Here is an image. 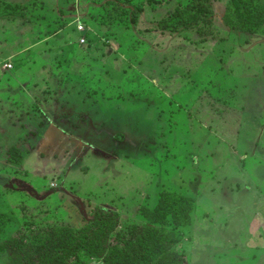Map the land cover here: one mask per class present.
Segmentation results:
<instances>
[{
    "label": "rangeland",
    "instance_id": "obj_1",
    "mask_svg": "<svg viewBox=\"0 0 264 264\" xmlns=\"http://www.w3.org/2000/svg\"><path fill=\"white\" fill-rule=\"evenodd\" d=\"M4 1L23 15L0 18V264L52 237L104 264L81 234L97 208L114 244L163 191L194 199L185 264H264L262 29L226 28L228 0L175 33L157 22L190 0Z\"/></svg>",
    "mask_w": 264,
    "mask_h": 264
},
{
    "label": "trees",
    "instance_id": "obj_2",
    "mask_svg": "<svg viewBox=\"0 0 264 264\" xmlns=\"http://www.w3.org/2000/svg\"><path fill=\"white\" fill-rule=\"evenodd\" d=\"M22 15L20 6L0 0V18ZM212 15L208 0H190L186 6L159 20L157 28L162 32L175 33L201 20L209 21ZM221 21L229 30L256 32L262 29L264 33V3L261 0H228ZM9 152L14 162H19L17 148H11ZM194 207L192 197L181 192L163 191L152 209L140 207V215L145 221L131 225L122 234L118 233L114 244L109 240L118 226V216L110 210L97 208L87 225L92 227L91 230L86 227L81 234L83 237L88 235L87 250L104 264H185V253L179 248L183 232L177 229L190 226ZM165 224L172 228V234ZM52 238L29 251L10 240L4 241L2 247L7 249L8 260L12 264H64L79 245L76 246L73 239ZM46 256L49 261H46Z\"/></svg>",
    "mask_w": 264,
    "mask_h": 264
},
{
    "label": "crops",
    "instance_id": "obj_3",
    "mask_svg": "<svg viewBox=\"0 0 264 264\" xmlns=\"http://www.w3.org/2000/svg\"><path fill=\"white\" fill-rule=\"evenodd\" d=\"M27 71V70H26ZM23 77H25V75H23ZM28 77V76H27ZM25 79H28V78H25ZM33 80H34V78H33ZM71 80V79H70ZM33 83V82H32ZM39 93V92H38ZM31 100L33 101V98H31ZM125 101V100H124ZM97 103H99L98 104V106H97ZM122 103H123V101L122 102H119L118 104H117V106H123L122 105ZM80 104V103H79ZM83 104V103H82ZM74 107H75V105H73ZM84 106V105H83ZM82 105H81V107H83ZM89 106H90V108H89V110H87V113L86 114H89V113H93V112H97V107H98V111L100 112V113H102V109H103V101L101 100V101H99V102H95V106H92V105H90L89 104ZM115 106V105H114ZM110 107H108V108H104V113H106V114H108V113H110ZM116 111H118V112H124V110L123 109H118L117 107H116V109H115Z\"/></svg>",
    "mask_w": 264,
    "mask_h": 264
},
{
    "label": "built area",
    "instance_id": "obj_4",
    "mask_svg": "<svg viewBox=\"0 0 264 264\" xmlns=\"http://www.w3.org/2000/svg\"><path fill=\"white\" fill-rule=\"evenodd\" d=\"M82 30H83L82 26H78V27H77V31H78V32H80V31H82ZM81 42L83 43L84 40L82 39ZM4 67H5V69H10V68L12 67V65H11L10 63H6V64H4Z\"/></svg>",
    "mask_w": 264,
    "mask_h": 264
}]
</instances>
